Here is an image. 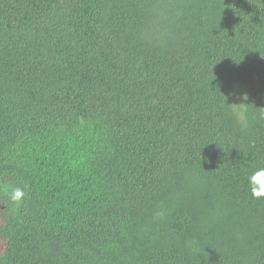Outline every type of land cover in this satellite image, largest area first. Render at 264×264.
Segmentation results:
<instances>
[{"label": "trees", "instance_id": "trees-1", "mask_svg": "<svg viewBox=\"0 0 264 264\" xmlns=\"http://www.w3.org/2000/svg\"><path fill=\"white\" fill-rule=\"evenodd\" d=\"M258 166L264 0H0V264H264Z\"/></svg>", "mask_w": 264, "mask_h": 264}, {"label": "clouds", "instance_id": "clouds-1", "mask_svg": "<svg viewBox=\"0 0 264 264\" xmlns=\"http://www.w3.org/2000/svg\"><path fill=\"white\" fill-rule=\"evenodd\" d=\"M247 187L254 199L264 198V166H258L246 176ZM3 192L14 205H19L26 197L22 188L5 185Z\"/></svg>", "mask_w": 264, "mask_h": 264}, {"label": "rangeland", "instance_id": "rangeland-1", "mask_svg": "<svg viewBox=\"0 0 264 264\" xmlns=\"http://www.w3.org/2000/svg\"><path fill=\"white\" fill-rule=\"evenodd\" d=\"M0 189H1V187H0ZM3 192V191H2ZM0 205H1V203H0Z\"/></svg>", "mask_w": 264, "mask_h": 264}]
</instances>
